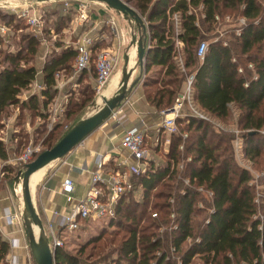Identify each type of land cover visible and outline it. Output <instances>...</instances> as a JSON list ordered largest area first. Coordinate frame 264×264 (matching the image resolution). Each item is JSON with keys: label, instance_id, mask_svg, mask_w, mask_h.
<instances>
[{"label": "trees", "instance_id": "16d2710c", "mask_svg": "<svg viewBox=\"0 0 264 264\" xmlns=\"http://www.w3.org/2000/svg\"><path fill=\"white\" fill-rule=\"evenodd\" d=\"M124 1L134 6L149 28L151 43L143 82L148 102L159 112L173 107L188 76L194 75L192 100L197 108L224 127L232 117L231 108H236L240 127L246 130L244 135L237 136L242 140L243 158L260 157L264 147L261 134L264 129V0ZM53 3L59 4L58 1ZM201 6L205 14L200 22L202 25L197 24L195 13ZM228 12H238L246 18L241 35L231 37L230 43L206 38L205 31H213L217 24L216 16ZM72 15L61 14L56 23L67 30L74 21ZM175 15L179 19L178 34ZM6 36L0 35V48ZM178 39L183 42L184 69L178 60ZM204 40L210 45L201 59L197 50ZM42 44L40 36L25 33L20 37L17 51L3 52L4 57L0 60V122L9 108L17 106L22 112L40 116L43 126H48V110L57 95V73H73L78 50L58 43V51L46 54L38 78L35 59L37 62ZM105 45L101 43L92 48L91 71L94 75L97 48ZM250 64L254 69L249 68ZM155 71L157 75H153ZM36 79L45 88L26 98L24 95ZM77 81L87 84V89L92 87L87 70ZM81 96L78 100L71 98L61 123L48 133L45 129L43 146L46 149L55 146L73 127L72 124L69 130H64L66 121L76 123L82 119L92 96L85 92ZM184 113V117L177 119L176 132L167 134L161 130L160 139L165 140L163 135L170 138L169 151L162 152L159 145L154 149L156 154L163 153L167 165L156 166L152 160L146 175H132V183L142 190V199H134L135 188L128 191L117 204L116 216L107 219L108 224L119 225L122 230L93 236L77 253L66 246L58 247L54 253L56 264H176L167 256L170 247L181 256L182 264H191L197 256L205 264H264V190L263 195L258 196L251 184L249 170L239 165L232 134L227 132L229 139L218 135L219 139L215 141L212 137L225 130L193 116L187 104ZM184 133L188 135L186 138ZM182 145L184 149H181ZM7 150L0 139L1 160L8 159ZM183 156L191 158L186 163L190 184L184 189L176 183ZM20 168L2 170L10 169L16 177ZM163 183L165 190L157 192ZM200 187L213 193L208 210L198 208ZM153 197L158 201L150 206ZM172 198L174 202H171ZM149 207L152 210L147 212ZM200 214L203 218L197 224L195 219ZM164 225L170 228L165 240L159 236V229ZM89 248L90 254L86 253ZM10 250L9 241L0 232V264H7ZM159 252L162 255H157Z\"/></svg>", "mask_w": 264, "mask_h": 264}, {"label": "rangeland", "instance_id": "374dc122", "mask_svg": "<svg viewBox=\"0 0 264 264\" xmlns=\"http://www.w3.org/2000/svg\"><path fill=\"white\" fill-rule=\"evenodd\" d=\"M21 2H24V1L21 0ZM35 3L38 5L39 9L43 13V20H44L43 38L45 42L41 45V52L39 54L40 56L38 55L39 57L37 58V62L35 59V63L37 64L38 69L41 70L45 63L44 56H46L47 53L50 54L56 51L57 50L56 45L58 43L63 44V43L71 42L75 40L74 33H76L77 31L75 30V28L73 29L74 25H76L75 24L76 22L74 21H71L70 26L72 25V27L70 30H68V31H71L74 36H70L67 33L66 29L61 28V25H58L56 23L58 16L61 14H65V15L73 14L72 15L73 19L75 18L74 12L64 11L59 2H58L59 4H56L53 2H35ZM17 4L19 6L22 5V3H19L16 0H0V23L3 26L8 27L9 29L8 35L5 38L6 40H3L2 46L0 48V60L4 57L3 52L17 51L19 44H20V37L22 35H24L25 33H31V34L34 33L31 27L28 26L27 21L24 20L21 17V15L18 13L19 6ZM102 5L106 6L105 4H102ZM129 5L134 8L132 4L129 3ZM195 13L197 15L199 22H201L203 19V17L201 16V10L197 9ZM111 16L117 19L118 24H119V29H121V32L124 34V38L126 37L125 35H129L130 32L128 28H126L124 25L126 23L127 24L126 26H129L128 25L129 22L124 19V16L117 13L114 10H111ZM219 16H220V20L218 21L217 24L214 25L213 31L211 32L205 31L206 38H212L213 40L220 39L224 42L230 43L232 39L231 37L238 36L236 30L240 27L241 16L238 15V12L237 13L228 12V13L221 14V15L219 14ZM131 26L134 27L135 25L131 24ZM134 32L137 33L136 28L133 29V33ZM148 33H149V28H148ZM123 64H124V59L121 58L120 61L116 64V67L113 71L111 80L113 79V77L114 79L112 83L110 84L111 82L110 80V82L103 88L104 90L102 89L103 91L101 90V92H98L93 87L87 89L86 88L87 84L83 83V85L79 87L77 91L72 93V95L70 96V100L71 98L74 100L80 99L82 97L81 96L82 92H85L87 96H92V101L88 103V105L85 107L82 113V119L90 116L92 113H94L96 110H98L100 107L103 106L102 96L109 95L112 87L117 86L119 83L118 85V88H119L120 82L122 81ZM71 74L72 73H69V76ZM116 74H120V80H119V77L116 76ZM157 74H158L157 71L153 72V75H157ZM145 78H146V69L144 67V72L139 82H142V81L144 82ZM109 84H110V88L108 89ZM118 88L116 89L115 92H117ZM231 109H232V117L228 119V125H226L225 129H223L225 130L223 131L224 133L222 132H220V134L216 133L212 137V139H214L215 141H218L219 139L218 135L229 139L227 136V132L232 134L231 137L233 139H236L237 136L239 135L240 136L242 134L244 135L246 130L240 127L239 111L234 107H232ZM70 121L65 122L64 130H69L72 124L74 126L77 123V122L74 123V121H71V122ZM43 125H44V121L40 116H34L29 111L22 112V110H20V108L17 106L9 108L8 111L4 113L1 119V122H0V139L3 140L6 148L8 149L7 151L9 153L7 160L0 159V198L4 196L5 191L8 192L6 194L10 197V200L13 203V207L16 208V209H13V211L14 212L16 211L17 214H19V219H16V222L13 226L20 229V231H22L25 235V241H24L25 255L23 256V264H36L35 258L29 246V240L28 238H26V234H25V227H24V220H23V212H24L23 198H22L23 196H22V192H19L18 194L14 192V184H15L14 183V179H15L14 173H11L10 169H6L7 171H5L4 175L2 174L3 176H1V172L3 171V170L1 171V169L3 168L5 169L7 167L17 169V167L18 168L21 167V165L16 164L17 162H15L14 159L19 157L20 154L28 146H33L36 149L35 155L37 156L40 153H42L44 150H46V148L43 146V140L46 137V132L44 131L45 129H47V133H48V130L50 129L48 128V126H43ZM261 134L263 133L261 132ZM164 138H165L164 141L162 139L160 140L159 146L162 152L167 153L169 151L168 149L170 145L169 143L170 138L165 137L163 135V139ZM154 140L155 139H151L149 141V147L154 148ZM162 154L163 153L161 152L158 154L152 152L151 156L153 157V160L155 161L156 166L164 165V164L167 165V160L164 159V156ZM184 156L186 157L187 155H184ZM184 156L181 159L183 168L180 169L179 170L180 173L176 175L177 176L176 183H179L182 189H184L186 186H189L185 184V179L188 178L187 176H188L189 171L186 167L187 166L186 163L188 162V159L190 157L186 159L184 158ZM62 160L55 162L53 165L56 167ZM238 163L241 166V168L243 167L249 170L252 176L251 184L255 187L257 193L259 194L258 196L260 195L262 196L263 195L262 191L264 190V147L262 149L260 157L252 158L251 156H248L247 159L241 158V160H239ZM44 170L45 169L40 170L31 178V188L33 192V199H34L35 206L37 208V211L40 217L42 216V212H43L41 203H42V198H44L43 196L44 194L40 186L37 184H39V181L41 180L44 174ZM45 173L49 174L50 169L47 168V170H45ZM132 184H133V187L131 190L135 188L134 189L135 190L134 199L141 200L142 190L139 187L137 188L136 186H134V182ZM163 185L164 183L157 188V192L165 190ZM198 191L201 194V199H199L198 201V208L203 209V210H208V208L210 207L209 203L212 202V196L210 192L206 188H204L203 190H200V188H198ZM175 193H176V190H175ZM157 201H158L157 198H154V197L151 198L150 206H152V204L154 205ZM171 202H174V198L171 199ZM151 210H152V207H149L147 212H150ZM153 217L154 218L157 217V214L155 212L153 213ZM202 218H203V214H200L199 216L196 217L195 222L197 224L200 223ZM43 223L44 225H46L47 221L43 220ZM118 226L119 225L108 224L107 219L105 218L99 219L91 223L90 225L84 221L83 226L79 231L67 232L65 230H62L61 238L64 242V246H66L68 250H70L73 253H77L93 236L113 233L116 230L121 231L122 229L119 228ZM169 231H170V228H167L164 225L159 229V236L165 240L167 238L166 237L168 234L167 232ZM37 232H38V228H37L36 233ZM48 232L49 231L47 229V233ZM165 251H167V249H165ZM90 252H91V249L89 248L86 253L90 254ZM160 254L161 252H159L157 255H160ZM167 256L169 260L174 261L176 264H182L181 256L177 253L176 250L173 249V247L169 248V252H167ZM191 264H205V263L203 260L200 259V257L197 256L192 260Z\"/></svg>", "mask_w": 264, "mask_h": 264}, {"label": "built area", "instance_id": "2783aa9c", "mask_svg": "<svg viewBox=\"0 0 264 264\" xmlns=\"http://www.w3.org/2000/svg\"><path fill=\"white\" fill-rule=\"evenodd\" d=\"M16 1L22 3L21 6L17 4L19 6L18 13L23 19L27 21L28 26L31 27L33 32L36 35H38V33H43V13L39 9L38 5L32 1ZM58 2L62 5L64 11L74 12V21L77 25L84 26L85 24L89 23L91 19V3L93 2L87 0H58ZM199 9L201 10V16L205 18L203 6H201ZM215 20L216 23H218V21L220 20V16L217 15ZM246 21V18L241 16L240 27L236 30L238 36L241 35L243 28L246 25ZM110 23L113 27H115L116 23L114 20H112ZM197 24H200L199 20L197 21ZM175 25L178 34L180 27L177 15H175ZM8 32L9 30L7 29V27L0 25L1 36L8 35ZM97 42L98 37L96 35L93 36L92 33H90L84 35L82 40L76 45V49L78 50V57L74 65L75 76L90 68L91 64L93 63L92 48L96 45ZM209 45L210 42L204 40L198 46L197 54L201 59H204L208 51ZM177 46L179 50L178 60L181 67L184 69L182 58L183 42L179 39L177 40ZM119 58L120 53L118 50H102L98 53L95 60V89L98 92H101V90L110 82L113 71L119 61ZM249 68L254 69L253 64H250ZM240 72H243V68H240ZM41 74L42 69L38 72V78L41 76ZM60 76V74H57L58 79ZM193 81L194 75L188 76L185 88L180 97L177 99L175 105L171 108L162 111V114L165 117L162 123L163 128L166 129L169 133L176 132L178 130L177 119L185 116L184 107L185 104H187L193 116L210 121L220 129H225V127L221 123L200 111L197 106L193 103ZM66 85L67 83H62L58 85V90H60L61 92L50 104L48 110V128L50 130H52L56 124L62 122V115L66 112L65 105L69 100V95L64 94L62 96ZM44 88L45 85L41 83L39 79H36V81L31 85V88L28 91L29 95L26 98H28L32 94L39 93ZM115 111L112 113L110 118H113L116 121L123 120L122 118H120L123 113L122 109H119L116 112ZM146 128V122L141 119L135 126L130 128L125 133L122 139L123 146L129 152L132 161L129 158L123 159L121 160V162H119L118 166L124 167L126 170L122 171L119 168L107 172L105 171V159L102 158V156L100 155L98 156L97 168L96 170L91 172L92 176L90 181V187L88 188L87 193L83 197L79 199L76 198V184L70 176H66L63 179L59 188V193L66 198V202L70 205V208L67 211L62 212L59 210H54L52 213V217L48 220V223L44 225L45 233L50 241V245L52 250H54V253L58 247L64 246V242L61 238L62 230H65L67 232H76L82 228L84 221L86 223H93L102 218L110 219L112 217H115L117 204L119 203L122 196L129 190H131L133 187L131 176H142L148 173L150 163L153 160L151 154L152 152L155 153L154 149L159 145L161 139L154 140V148L149 147V139H146ZM261 132L264 134V129L261 130ZM183 136L184 138H186L188 135L184 133ZM234 145L237 157L239 160H241V158H243L242 140L239 138L235 139ZM181 149H184V145L181 146ZM35 151L36 149L33 146H28L20 154L19 157L14 159L15 162H17L16 164L21 165L19 172L24 170L26 165L34 160V155L36 154ZM189 160H191V158H189ZM178 167L179 169H182L183 164L180 163ZM4 172L5 171L1 172V176L4 175ZM14 183V192L17 194L19 192H22L21 183H18L17 181H15V179ZM185 184L189 185L190 179H185ZM203 189V187H200V190ZM209 192L213 198V193L211 191ZM172 216L174 217L175 215L173 214ZM0 218L5 219L8 224L14 225L16 219H19V214H17V212H13L10 209L3 211L0 202ZM46 228L49 231L48 233ZM8 264L22 263H20V261L18 260H13L10 261Z\"/></svg>", "mask_w": 264, "mask_h": 264}, {"label": "crops", "instance_id": "0c3cea01", "mask_svg": "<svg viewBox=\"0 0 264 264\" xmlns=\"http://www.w3.org/2000/svg\"><path fill=\"white\" fill-rule=\"evenodd\" d=\"M102 6L103 5L98 2L91 3V19L89 23L85 24L84 26H79L75 23L76 25H74L73 27V29L75 28V30L77 31H75L76 33H74L75 36L71 31H68L71 29V25L67 29V33L70 36H74L75 40L64 43V46L73 47L74 49H76V45L82 40L83 36L92 33L93 36L96 35L98 37V42L95 46L101 43L106 44L105 46L97 48V55L102 50H118L120 53V61L121 58L124 59L126 53H129V67H134L137 62V56L135 49L131 48V44L133 40V29L135 28V26L133 27L129 23V26H126V23L124 24L130 32L129 35H125L127 39L126 37L124 38V34L121 32V29H119L117 19L111 16V9L106 6ZM112 20H114L116 23L115 27H113L110 23ZM43 34L44 33H38V36L42 38V43L45 42ZM124 66L125 60L122 66V74ZM91 68L92 64L90 68L87 69L88 80L90 81L91 86L95 89L96 75L93 74ZM74 73L75 70L70 76L64 71L57 73L61 75L58 79V85L67 83L62 96L64 94L69 95V100L65 105L66 112L62 115V119H64V117L66 116L70 96L83 85V83H78L77 81L82 72L76 76L74 75ZM139 74L140 69L138 68L132 76L131 83L138 78ZM116 76H118L120 80V74H116ZM113 79L111 80L110 84L112 83ZM110 84L108 85V89L110 88ZM58 85L56 88L57 95H59L61 92L60 90H58ZM118 85L112 87L109 95L104 96L111 97L112 95H114L116 89L118 88ZM28 95L29 94L27 92L24 96L27 97ZM119 109H122L123 113L120 118H122L123 120L116 121L113 118H109L98 129H96L88 137H86L81 144H79L69 154L62 158L63 160L59 159L62 161L56 167L53 164L55 162H58L59 160L54 161L45 168V170H47V168L50 169V173L46 174L44 170V174L39 181V184H37L40 186L44 194V198H42L41 203L43 210L41 216L42 220H45L48 223V220L52 217V213L54 210H59L62 212L67 211L70 208V205L66 202V198L59 193L61 183L66 176H70L76 184L75 196L77 199L83 197L87 193L88 188L90 187L92 176L91 172L96 170L97 168V159L99 155L105 159V171L108 172L119 168L122 171L126 170L124 167L118 166L119 162H121V160L123 159L129 158L132 161L129 152L123 146L122 139L125 133L130 128L135 126L141 119L146 122V131L148 138L160 139L162 135L161 130L164 129L162 123L165 117L161 111H157V109L148 102L143 86V81L139 82L133 88V90L128 94L127 99L123 101L120 108L116 109V111H118ZM164 130L168 134V131L166 129ZM6 193L8 192L5 191L4 196L0 198L1 208L3 209V211H6L8 209L13 211V209L16 208L13 207V203ZM0 232L10 243L11 250L8 258L6 259V263L8 264L10 261L18 260L23 264V256L25 255L24 233L13 225L8 224L3 218H0Z\"/></svg>", "mask_w": 264, "mask_h": 264}, {"label": "water", "instance_id": "95a60500", "mask_svg": "<svg viewBox=\"0 0 264 264\" xmlns=\"http://www.w3.org/2000/svg\"><path fill=\"white\" fill-rule=\"evenodd\" d=\"M32 2H53L58 0H23ZM90 2H98L105 4L109 9L116 11L124 16L130 24H134L136 32L133 33L131 48L135 49L137 62L134 67L130 66V54L124 56L125 66L123 69V77L120 86L111 97L103 96V106L92 113L90 116L78 121L64 137L52 148L44 150L32 162L28 163L24 170L20 171L15 177V181L21 183L23 198V220L25 233L29 240V246L35 258L36 264H56L54 250H52L50 241L45 233V227L40 217L31 188L30 179L35 172L45 169L54 161L64 158L86 137L98 129L119 108L128 94L139 83L144 72L147 56L150 49V37L148 33V24L139 12L131 7L124 0H87ZM140 69L139 77L131 83L134 71ZM38 232L36 233V229Z\"/></svg>", "mask_w": 264, "mask_h": 264}, {"label": "bare ground", "instance_id": "6f19581e", "mask_svg": "<svg viewBox=\"0 0 264 264\" xmlns=\"http://www.w3.org/2000/svg\"><path fill=\"white\" fill-rule=\"evenodd\" d=\"M104 90V89H103ZM102 90V91H103ZM40 171V170H39ZM39 171H37V172H39ZM37 172H35L34 174H32V176H31V178L37 173ZM30 183H31V179H30ZM36 231H37V229H36Z\"/></svg>", "mask_w": 264, "mask_h": 264}]
</instances>
